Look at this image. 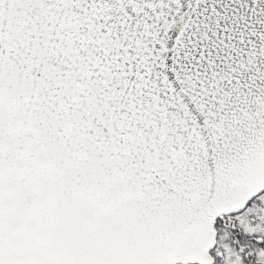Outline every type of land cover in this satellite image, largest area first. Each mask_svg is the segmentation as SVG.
<instances>
[{
  "label": "snow or ice",
  "instance_id": "obj_1",
  "mask_svg": "<svg viewBox=\"0 0 264 264\" xmlns=\"http://www.w3.org/2000/svg\"><path fill=\"white\" fill-rule=\"evenodd\" d=\"M0 264H264V0H0Z\"/></svg>",
  "mask_w": 264,
  "mask_h": 264
}]
</instances>
